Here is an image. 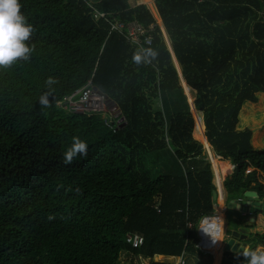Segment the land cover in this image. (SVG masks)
I'll use <instances>...</instances> for the list:
<instances>
[{
    "label": "trees",
    "instance_id": "obj_1",
    "mask_svg": "<svg viewBox=\"0 0 264 264\" xmlns=\"http://www.w3.org/2000/svg\"><path fill=\"white\" fill-rule=\"evenodd\" d=\"M135 1L19 0L35 31L30 59L0 68V264L204 258L196 248L198 226L222 214L215 190L226 191L229 202L253 200L256 219L264 216V127L250 126L256 122L251 108L264 97V0H153L173 61L154 4ZM112 15L156 25L152 45L144 46L158 50L156 61L132 62L137 48L111 31ZM49 77L58 83L50 106L42 107ZM90 79L121 120L116 132L102 116L61 106ZM182 81L194 92L192 103ZM189 104L202 121L193 119ZM195 122L214 148L215 154L209 144V158L227 162L219 174L207 161L204 141L193 138ZM73 137L88 144V155L65 165ZM164 150L181 174L152 178L144 160ZM225 169L234 172L224 183ZM128 233L143 237L144 245L132 248ZM254 237L264 244V234ZM215 245L208 237L206 248L218 264ZM233 246L223 248L224 260Z\"/></svg>",
    "mask_w": 264,
    "mask_h": 264
},
{
    "label": "rangeland",
    "instance_id": "obj_2",
    "mask_svg": "<svg viewBox=\"0 0 264 264\" xmlns=\"http://www.w3.org/2000/svg\"><path fill=\"white\" fill-rule=\"evenodd\" d=\"M141 1L146 5L148 4L147 5L148 7H150V8L152 7V4L148 3L147 0H141ZM152 2L155 4L154 1H152ZM130 3L133 5V3L134 4L136 3V1L131 0ZM154 6H156V5H154ZM151 12L155 16L156 20H157V18L158 19L160 18L159 14H158V10L156 9V7H155V10L152 9ZM158 24L160 25L162 33H163V28H164L163 24H161L159 22H158ZM163 36H164L165 40L167 38V43L169 45V51L172 54V49H171L170 41H169L168 36H167V32L164 31ZM171 56L173 58L174 55H171ZM177 72L179 73L178 75L180 76L181 71H180L179 66L177 67ZM181 85H182V89H183L185 95L187 96L189 102L192 103V98L194 96V92L191 91V94L188 95L185 92L186 84L183 83ZM159 107H161L160 101L157 102V104L154 106V108L158 109ZM191 107L193 108V104L191 105ZM251 111H252V115H254L253 117L256 118L255 124L251 123V125H250L251 128L256 129L258 127L259 128L264 127V97L262 95L260 96L258 104L255 106H252ZM192 115H193V119L197 118V119H200V121L202 120V115L198 114L197 112L195 113V115L192 113ZM198 116H200V118H198ZM201 131H202V126L200 128L194 127L193 138H195L196 140L202 139L204 141V142H202V144L204 145V149H206V151L208 153L209 144L211 146H212V144L208 142L207 138H206V140L203 138ZM203 132H204V130H203ZM198 141H200V140H198ZM212 148H213V146H212ZM213 153H214V148H213ZM205 156H207L206 157L207 161L211 164L212 171L214 174H219L220 169H221L220 165L226 166V164L225 165L223 164L224 162L222 160L210 159L209 153L207 155L205 153ZM144 161H145V168L151 174L152 178H156L157 176H161V175H170V176L180 175L181 171H182L180 164L175 160V158L173 157L170 150L161 151V153H158V155L148 156L147 158H145ZM225 170L227 171V169H225ZM225 174H227V173L225 171H223L224 181H225V176H226ZM221 186H222V184H221ZM221 193L222 194L220 195L221 197H220L219 211L222 210V214L219 218L222 219V217H223V219L225 218L226 222H227V223L225 222V219L224 220L222 219L224 232H223V235L221 237V241H222L223 236L225 234V226H227L226 237H225V241H223V244H227L228 242H232L234 244V246H237V250L236 251L232 250L233 251L232 255L228 256V258H226L224 260L223 255L225 254L224 253L225 249L223 250V248H225V246L222 244L223 247L221 246V248H222L221 249L219 247L221 241H217L215 243L216 244L215 250H217L218 247H219V250L221 249L220 253L218 254V255H221V259H219L218 264H244L242 259H241L242 256L240 258V256L236 255V253L239 250L242 251V249L245 247L250 248L252 250H256V249L264 250V244L257 242L255 237H254L257 234L260 236H262L264 234V216L260 217L259 220L256 219V217L254 216L253 213L255 212V210L257 208L256 206H258V205H256L257 203L255 204L253 200H245L247 202H250L249 206H251V205L254 206V210L252 213L246 212L244 210L238 211V210H234V209L233 210L228 209L227 204L229 203V201H228V197H227V192H225V194H223V190H222ZM225 199H226V201H225ZM215 206L216 205H214V207ZM219 211L217 212V214L219 213ZM236 227H237V229H239L240 232L238 233V236L234 237L233 232H236V230H237ZM248 227H253V229H250V228L248 229ZM185 261H186V264H216V256L211 255L209 253L205 254L204 258H201V256H188V258H185ZM155 263L156 262L155 261L153 262V260H152V262H150V264H155ZM164 263H172V262L171 261H164L162 263H156V264H164Z\"/></svg>",
    "mask_w": 264,
    "mask_h": 264
},
{
    "label": "clouds",
    "instance_id": "obj_3",
    "mask_svg": "<svg viewBox=\"0 0 264 264\" xmlns=\"http://www.w3.org/2000/svg\"><path fill=\"white\" fill-rule=\"evenodd\" d=\"M21 8L19 0H0V68H10L20 60L28 61L33 52L28 41L35 29L27 22ZM158 56L157 49L141 47L133 52L132 62L137 66L150 65ZM57 83L58 80L54 77H49L45 81L47 91L43 92L38 100L42 107L50 106L49 96L55 91L52 86ZM87 155L88 144L79 137H73L71 146L63 153V163L68 165L73 163L76 157H87ZM201 230L213 243L221 241L224 232L223 220L219 217L212 218L205 222V227ZM236 255L243 256L247 264H264V250L245 247Z\"/></svg>",
    "mask_w": 264,
    "mask_h": 264
},
{
    "label": "built area",
    "instance_id": "obj_4",
    "mask_svg": "<svg viewBox=\"0 0 264 264\" xmlns=\"http://www.w3.org/2000/svg\"><path fill=\"white\" fill-rule=\"evenodd\" d=\"M99 16L105 17L106 14H95L96 18H98ZM112 21L111 31L124 34L127 42L136 46L137 49L152 45L153 32L156 25L152 24L150 27L146 28L137 21L125 23L113 15ZM61 106L65 107L68 112L74 114L102 116L104 125L112 132H116L120 127L121 120L117 118L118 115L115 114V110H111L108 97L100 93L95 88L94 84H92V79H90L82 89L78 90L70 97H67L61 104ZM157 212H159V209H157ZM211 218L212 216L205 217L201 221L200 226H198V238H200V241H198L196 248L200 250L204 255L208 253L211 254V252L206 248L208 236L203 233L201 228L205 227V222L210 220ZM192 227L193 225L189 223L188 228ZM125 240L128 245L135 249L141 248L144 245V238L138 234L128 233L125 236ZM221 249L218 251V253H220ZM149 260H151L152 262V259ZM143 262L144 260L140 256V258L138 259V264H143ZM177 264H186L185 258H181Z\"/></svg>",
    "mask_w": 264,
    "mask_h": 264
},
{
    "label": "water",
    "instance_id": "obj_5",
    "mask_svg": "<svg viewBox=\"0 0 264 264\" xmlns=\"http://www.w3.org/2000/svg\"><path fill=\"white\" fill-rule=\"evenodd\" d=\"M180 75H181V72H180ZM125 125V124H124ZM123 125V126H124ZM226 192V191H225ZM213 198H214V201H218V197H219V192L218 190H215L214 191V194H213ZM246 198H250V199H254L256 198V194L254 193H247L245 195ZM250 205V202H247L243 199H240V200H232L230 201L228 204H227V207L228 209H234V210H238V211H246V212H253L254 210V206H249ZM233 235L234 236H238V232H233ZM232 242H228L227 244H224L225 248L227 251H229L232 247ZM233 251H236L237 250V246H233L232 248Z\"/></svg>",
    "mask_w": 264,
    "mask_h": 264
},
{
    "label": "crops",
    "instance_id": "obj_6",
    "mask_svg": "<svg viewBox=\"0 0 264 264\" xmlns=\"http://www.w3.org/2000/svg\"><path fill=\"white\" fill-rule=\"evenodd\" d=\"M153 1V0H152ZM148 3H150V2H148ZM152 4H154L153 2H151ZM150 3V4H151ZM133 5H135L134 3H133ZM148 5V4H147ZM155 5V4H154ZM156 7V6H155ZM157 9V8H156ZM157 21L159 22V23H161L162 24V21H161V19L159 18H157ZM164 27V26H163ZM164 31L166 32V30L163 28V33H164ZM169 51V50H168ZM170 52V51H169ZM170 55H173V52H172V54L170 53ZM171 58H172V56H171ZM173 58H175L174 56H173ZM173 58H172V61H173ZM176 60V59H175ZM174 64V63H173ZM175 66V65H174ZM180 68V67H179ZM181 71V70H180ZM178 73V72H177ZM179 74V73H178ZM180 77H181V75H180ZM184 82L182 81L181 82V84H183ZM185 84V83H184ZM187 86V85H186ZM188 87V86H187ZM189 88V87H188ZM190 89V88H189ZM181 90H182V85H181ZM190 91H191V89H190ZM193 92V91H192ZM182 93H183V91H182ZM184 95V94H183ZM187 100V99H186ZM188 102V101H187ZM189 103V102H188ZM189 106H190V104H189ZM190 108H191V106H190ZM195 110V109H194ZM195 112H196V110H195ZM198 113V112H197ZM198 114H200V113H198ZM201 115V114H200ZM193 116V115H192ZM195 121V120H194ZM202 121V120H201ZM195 137V136H194ZM220 159V158H219ZM227 197H228V194H227ZM156 256H164V255H156ZM141 258L144 260V261H146V260H149V259H146V258H144V256H141ZM165 258H174V259H178V260H180L181 258H176V256H165ZM154 259V258H153ZM152 259V260H153ZM179 262V261H178ZM170 264H175V263H170ZM177 264V263H176Z\"/></svg>",
    "mask_w": 264,
    "mask_h": 264
},
{
    "label": "bare ground",
    "instance_id": "obj_7",
    "mask_svg": "<svg viewBox=\"0 0 264 264\" xmlns=\"http://www.w3.org/2000/svg\"><path fill=\"white\" fill-rule=\"evenodd\" d=\"M198 127H200V126H198V124L195 122V128H198ZM222 161H223V159H221ZM224 165L225 164H227V162H224L223 163ZM233 167H234V165H233ZM235 168V167H234ZM234 172V170L233 171H231V172H229V171H227L226 173L227 174H231V173H233ZM224 183H225V181H224ZM219 192V191H218ZM218 201H219V207H220V194H219V197H218ZM225 240V239H224ZM216 246V245H215ZM219 258L221 259V255H219Z\"/></svg>",
    "mask_w": 264,
    "mask_h": 264
},
{
    "label": "flooded vegetation",
    "instance_id": "obj_8",
    "mask_svg": "<svg viewBox=\"0 0 264 264\" xmlns=\"http://www.w3.org/2000/svg\"><path fill=\"white\" fill-rule=\"evenodd\" d=\"M226 214V213H225ZM225 219V218H224ZM225 222H226V219H225ZM227 223V222H226ZM226 229H227V226H226V228H225V234H224V236H223V239H222V241H221V243H220V245H219V247L221 248V246H222V244H223V241H224V239H225V237H226Z\"/></svg>",
    "mask_w": 264,
    "mask_h": 264
}]
</instances>
